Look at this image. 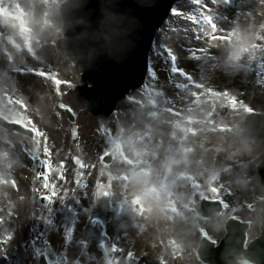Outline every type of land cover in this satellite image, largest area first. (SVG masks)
<instances>
[{
	"label": "rangeland",
	"instance_id": "obj_1",
	"mask_svg": "<svg viewBox=\"0 0 264 264\" xmlns=\"http://www.w3.org/2000/svg\"><path fill=\"white\" fill-rule=\"evenodd\" d=\"M65 1L0 0V113L46 133V139L41 142L48 152L43 156L47 161L50 160L51 166V154H54L58 160L69 158L75 161L76 168L82 170L84 164L90 167L86 162L91 159H95L96 164L100 163L111 139L112 143L117 142L121 146V143L125 144V137L128 141L134 137L131 142H135L136 136L139 140L142 138V144H146V147L140 149L139 162L133 153H127L126 159L133 161L132 169L136 168V172H153V176L144 181L145 186H142L146 197L154 189L164 198L153 209V215L162 220L161 210L177 220L173 232L161 234L163 228H159V233L156 232L149 243L152 246L153 241L157 240V246L165 245L166 264H198L194 252L201 233L193 227L184 228V233L180 232L182 226L179 219L189 217L186 207L198 208L203 198L220 199L226 205V211L220 217L200 228L209 237L220 240L225 234L224 223L230 216L250 221L253 230L250 239L257 237L261 221L259 215L251 213L248 207L264 197V188L260 186L255 169L264 156V142L245 139L242 129L248 111L264 113V0H213L211 4L207 0H199L203 5L194 11H188L192 0H184L181 10L185 11V16L190 14L194 17L197 25L182 27L176 35L166 31L170 23L164 27L152 57L156 69L154 76L148 78L144 89L132 93L130 100L121 105L108 120L90 116L86 111V103L77 94L54 86V80L61 83L60 86L70 81L77 85L81 83V71L73 56L41 47L64 37L60 8ZM207 8H211L212 12H206ZM205 17L214 19V28L203 22ZM233 18L238 21L236 26L231 25ZM224 37L231 40L223 43L220 38ZM170 55L180 58L179 64L193 73L198 84L174 82L168 66ZM34 71L41 75H32ZM8 94L11 99H8ZM225 96V101L217 100ZM12 98L23 102L12 101ZM13 103H21L22 107H16ZM154 104L156 107L152 114L151 105ZM66 107L77 114L74 124L69 123L65 116L60 117ZM186 119L200 122L193 126L185 122ZM207 122L212 127L208 134L204 133ZM221 128L235 129L236 132L219 134ZM7 144L8 136L2 135L0 147H7ZM3 153L8 154V151L0 148V158ZM23 160L28 161L26 153L23 154ZM127 166L124 164V168ZM28 168L30 185L19 189L17 197L24 194L30 208L22 207V215L14 218V225H18V229L24 233L21 239L16 240L21 264H24L25 255L29 257L26 264H37L36 252L27 243L30 225L23 223L25 215L34 217L31 210L33 200L29 201L34 170L30 165ZM154 173L157 176L155 179ZM19 175L23 176L24 171H20ZM178 175L192 180L193 185L180 183L176 187ZM131 189L136 190L135 183ZM178 189L176 200L170 193ZM79 190L84 191L83 185ZM8 196L9 210L16 193L12 195L8 191ZM106 198L107 192L103 199ZM87 201L88 195L84 194V197H76L75 204H66L64 208L63 203L59 205L57 202L50 208L49 217L53 218L59 214L57 212H71L74 209L77 219L86 223L93 211L80 207H84ZM167 206L179 212L168 213L164 209ZM144 212L147 213V210H142L141 214ZM70 219L61 221L59 214L51 222L58 224L57 229L61 233L64 225L70 228L73 222L72 226H76L77 230H74L71 248L77 255L79 251L83 252L80 260L86 264V236L79 232L77 219ZM88 224H92V221ZM80 230L83 231V228ZM139 232L132 237L138 247L147 238L142 228ZM171 239L173 241L168 242ZM80 242L82 247H79ZM4 247L11 255L8 257V264H11L15 259L13 249L6 245ZM52 247L58 253L57 246ZM88 253L93 255L94 251ZM160 254V250L152 255L150 253L153 263H156ZM99 256L95 254V257ZM93 260L88 264H95Z\"/></svg>",
	"mask_w": 264,
	"mask_h": 264
},
{
	"label": "water",
	"instance_id": "obj_2",
	"mask_svg": "<svg viewBox=\"0 0 264 264\" xmlns=\"http://www.w3.org/2000/svg\"><path fill=\"white\" fill-rule=\"evenodd\" d=\"M154 26V25H153ZM152 26V27H153ZM98 84H101V79H98ZM264 122V117L261 116L250 118L248 123L249 132L248 135L252 137H259L264 139V128H257L260 124V121ZM264 172V170H263ZM264 217V213H263ZM264 229V226H263ZM244 236L242 231L237 233L234 237L233 234H230L228 239L224 242V244L218 249H213L210 245H206L203 249L204 251L201 253V256L206 260L205 262H210L212 264H236L239 260H241V255L243 254V249L239 240ZM264 236V235H263ZM264 241V239H263ZM249 256L252 258H258L264 261V246L259 245L258 247L253 246L249 251ZM250 258L248 257L245 261L248 262Z\"/></svg>",
	"mask_w": 264,
	"mask_h": 264
},
{
	"label": "bare ground",
	"instance_id": "obj_3",
	"mask_svg": "<svg viewBox=\"0 0 264 264\" xmlns=\"http://www.w3.org/2000/svg\"><path fill=\"white\" fill-rule=\"evenodd\" d=\"M190 77V76H189ZM191 82L193 83V84H198V82H196V77L195 76H193L192 77V79H191ZM2 101L0 100V103H1ZM207 121V120H206ZM211 128H208V127H204V133H209V132H211ZM124 141H125V143H127L128 142V138H124ZM137 142V144H140V147L142 146V141H136ZM129 147H135V148H130L129 149V151L131 152V153H134L136 156L139 154V149H136V148H140V147H138V146H135V145H132L131 143H129V145H128ZM13 158L16 160V162L17 161H19L20 159L16 156V155H14L13 156ZM127 175V174H126ZM136 175V174H135ZM143 176L141 177L140 175L139 176H135V180L141 185V184H143V182L144 181H146L147 179H149L148 177H150V176H153V173L152 174H142ZM0 180H1V182L2 183H4L6 180H7V174L3 171V170H1L0 169ZM176 185H178L179 186V183H176ZM182 188V187H181ZM145 189V188H144ZM97 190V185L95 184V183H92V188H91V190L88 192L89 194H90V196L93 198V199H95V197H96V191ZM179 190L180 189H178L177 190V193L179 192ZM139 192H140V195L138 196V197H136V199L134 200V201H137L138 203H140V202H143V203H145L148 207H151L152 205H154V203L155 202H157L158 203V201H157V199H156V197L159 195L158 194V192L156 193V195L154 196L155 198L154 199H151V198H149V197H145V196H143V188H141V189H139ZM6 196H8V192H7V194H6ZM149 209V208H148ZM130 214L127 212V213H125L124 215H123V218H127L128 216H129ZM128 223L129 224H132V222H131V220H128ZM137 225L139 224V223H136ZM16 234H17V229H14L13 231H12V237H15L16 236ZM1 238V237H0ZM4 242L6 241V240H4V239H2Z\"/></svg>",
	"mask_w": 264,
	"mask_h": 264
},
{
	"label": "clouds",
	"instance_id": "obj_4",
	"mask_svg": "<svg viewBox=\"0 0 264 264\" xmlns=\"http://www.w3.org/2000/svg\"><path fill=\"white\" fill-rule=\"evenodd\" d=\"M241 264H242V262H241Z\"/></svg>",
	"mask_w": 264,
	"mask_h": 264
},
{
	"label": "snow or ice",
	"instance_id": "obj_5",
	"mask_svg": "<svg viewBox=\"0 0 264 264\" xmlns=\"http://www.w3.org/2000/svg\"><path fill=\"white\" fill-rule=\"evenodd\" d=\"M173 14H175V13H173Z\"/></svg>",
	"mask_w": 264,
	"mask_h": 264
}]
</instances>
